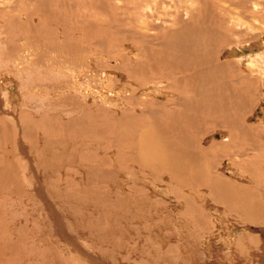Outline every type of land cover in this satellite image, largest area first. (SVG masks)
I'll use <instances>...</instances> for the list:
<instances>
[{
  "label": "rangeland",
  "instance_id": "374dc122",
  "mask_svg": "<svg viewBox=\"0 0 264 264\" xmlns=\"http://www.w3.org/2000/svg\"><path fill=\"white\" fill-rule=\"evenodd\" d=\"M19 1L20 0H0V34L3 36V33L6 32L3 37L4 45L0 47V61L3 60V63H5L8 59L4 58V56L6 53L9 55V61L8 63H5L6 66L3 67L2 70L4 72H10L11 69L15 68L18 72V70L21 69L19 70L21 72L16 73L15 71V73L18 74V76H22V79H19L20 81H23L24 85L22 86L21 84L20 89V95H22V98L19 96L24 102L18 98L20 102L18 101L17 105H15L17 98L14 103H12L13 99L11 100V98H9V104H11V106L15 105V109L19 111L20 114L18 122L19 132L17 133V129L12 124H9V126L6 127L7 129H4V124L2 127L0 123V168L3 167L4 169H7L6 166H8L7 164H9V160L12 159L13 154H16L14 153L16 152V149L14 151L13 148L16 146L15 140L17 136L20 135V129L22 134L26 133L27 130L29 131L30 135H28L30 138H26L25 145L28 146L27 152L30 154V156H28V159H30L31 162L30 167L32 165L33 166L29 168L30 170L32 169L31 171L29 169L26 171L27 168H24L23 173L22 167L20 168L21 171H17L16 169L13 171L11 168V171L14 173L18 172V175H16L18 177L14 176L15 174H12V172L9 174L8 170L6 172L5 170L3 171L0 169V171H2L1 175L5 176V173H7V175L9 174V178L7 177L8 179H4L6 177H2L0 175V178L2 177V180L0 179V215H4L5 217L3 219V217L0 216L2 218L1 220H3L0 221V264H84L82 261L78 262L79 259H77V257L79 258V255L74 251V249L83 254H85V250H90V254H92V256L95 257L96 255L97 259H95L98 261V264H260L261 262L259 263V260L257 259L252 258L249 260L247 254L244 253L241 257H239L236 252L239 248L240 251L242 248H244L245 251H248L247 248L249 246H247L246 242H244L245 237L255 241V245L259 246L264 244V221H260L258 223L251 222V225V223L249 224L250 221L248 223L242 221L243 218L240 217V215L237 216L233 212L232 214H230V212L228 214L227 210L230 209L224 210V206H221L222 208L216 207V210L214 209L212 210L213 212L211 211V228H208V224L203 220L200 221L201 224H192L190 228H184L185 223L183 222L189 221V223H191L193 219L191 220V216H182L181 213L182 209H184V203L181 201L183 200L182 198L181 200L179 199L180 197H193L195 193H197V189L184 188V190L186 189L187 191L182 189L180 190V193H177L179 191L170 177L164 175L161 179L157 180L149 174L147 169H142L143 171H141L140 166L137 164V154H134V151H132L133 149L129 143H124L127 140L135 141L136 138L139 139L137 135L139 134V136H141L140 134L146 130L147 125H149L150 122L156 121V119H159V124L164 126L165 121H161V119L165 117V114L168 113L170 108L175 107L174 104L178 98L176 93L177 90L174 89L173 83L170 82L171 84H167L156 76L154 78V76H151L150 73H148L150 76L147 78L148 81H145V77L139 74V71L143 72L142 68H140V70L137 69L141 53H146L145 51L148 49L155 50V44L157 43V41L155 42L152 40L154 35L153 32L155 33L154 30H150V34L149 32L146 33L149 38H144L145 40L142 39L144 42L142 45L138 41H135V38H133L135 36V30L139 28L140 22L144 19L142 18L143 10L138 9L137 5L135 6V2L132 3L131 0H121L122 2L119 0H83L85 9H83L84 12H79L76 8L80 1L71 0L73 5L72 9H70L68 5L66 7H64V5L61 7V10H67L65 13V20L60 18L59 21L61 24L58 21L56 22V25L52 27V31L54 30V35H56L54 37V35H48V31H46V28L43 26V17L33 14V8L36 1L31 0L29 3L28 0H25V3L21 6H19ZM199 1H202L201 6L204 4L208 5L204 6L205 9L203 6H200L201 10L200 8L198 9V6L196 10L194 8V10L197 11L194 15L197 19L194 17V21L190 20L189 22L194 26V30H197L198 27V31L200 30L201 32L194 31L192 29L193 31L187 33L192 35H185L187 39H192L189 40L192 42V45L188 40L187 43H189L192 47V51H194L193 46L195 47V52L198 55L200 54L199 50L201 51L202 49V56L207 51L210 52L212 49H214L212 51L216 50V52H212L214 56L216 55V58H212V60L215 61L212 62L211 60L210 62L212 63L209 65L211 67H222L223 72L221 73L222 75L219 74V77L222 76L225 80L220 81L223 78H218L219 81L221 83L229 82L227 83L228 85L230 84L229 87L231 88V85H233L237 92L240 90L238 94L241 95L242 93V98L244 97V99L238 97L239 95L236 94L237 96L235 97L238 98L236 99L238 101L240 100L241 103L240 101L237 102L236 99L235 101L233 100L231 105H234L235 109L231 106V109L229 110L232 118L237 120V124H240L237 126L238 128L235 127L236 124L232 127H222L219 124L216 125L215 123L209 125L200 122L198 125L199 127L196 128V130L199 129L201 133L200 138L198 137V146L200 145V148L203 146V148H201L203 150L209 149L212 146L220 149V152H218L219 154L216 157L217 161H215L217 162V173H219L221 177H224V179L229 178L231 183L239 184V186L243 188L249 187L250 189H247L248 192H252L254 195L256 191L258 195L260 193L264 194V123L260 121V119H264V115L262 117L261 114H259L261 111H264V85L260 75L258 74L261 72L259 68L264 70V66H262L264 65V60L261 59L264 55L261 57L257 56L260 54L259 47L257 46L262 45L264 36V0H222L223 2H220V4L222 3L221 6L219 3H214L217 0ZM59 2H62V0L56 1L57 6H54V0H44L42 4L44 8L47 7L58 14L59 12L62 14L63 11L61 12L58 7ZM235 3H237V7L239 6L238 8H234ZM255 3L258 4L255 5ZM259 4H261V6ZM206 7L210 13L207 11ZM219 7H221V9L224 8V10L222 9L223 11L226 9V12H222L221 10L219 12ZM239 8L243 10L240 11ZM235 9L239 10L235 11ZM200 11H205V15ZM198 12L201 13L200 16L198 15ZM207 12L208 19L209 15L212 14L213 16V19L210 16V21L203 19L205 16L207 17ZM227 12L231 15L233 14V17L239 13L236 15L238 19L236 17L232 20L239 21V18H241L244 25L241 20L240 23L243 25H241L242 27H239L238 25L237 27L236 22H231V20H229V22L231 24L233 23V26H230V23L228 22L226 23L225 21L229 19L227 17L229 16V14L227 15ZM74 14H78L80 20L76 24L77 27H75V32L72 28L73 31H71L68 36L69 40L72 41L68 40V42L72 48L70 57L76 53H80V51L83 52L81 53L83 58L75 56L74 59H76V61H85L84 75L87 77L83 76L82 88L84 89V98L78 97V92L74 90L73 79L69 84L67 92L62 93L63 96L60 97L59 94H54L52 90L60 86L63 87L62 84L67 79L65 76L59 77L58 73L56 75L49 69L48 70L51 74H47L49 71L46 69L48 66L50 67L49 64L52 63V60L56 55L54 51L56 41V45H61L60 49H63V46H65V44H63L65 43V36L63 37V35H65L63 30L64 25L61 20L63 22H71V19L72 21L74 20ZM222 17L225 21L222 20ZM198 18H201L204 22H200ZM7 21L10 22L8 23ZM82 21L84 22L82 23ZM200 24H203L204 26L202 27ZM245 24L248 26L247 29L244 28L246 27ZM8 25L10 26V29H14L11 31V33L13 32L12 34L9 32L10 30L8 29ZM234 26H236L237 29H235L236 27L234 28ZM4 27L7 28V31ZM158 28L161 29V26H158ZM166 28H168V26L165 27V30H168ZM173 29L177 28L175 27ZM207 31L210 32V36ZM236 31H241L242 33ZM71 35L73 36L71 37ZM202 37L203 39L206 37L205 41H203ZM213 39L217 41L215 42ZM51 40H53L52 43H50ZM194 41L195 43H193ZM202 42L206 43H204L205 51L203 50L204 46H202ZM254 42H256V46H253V49H250L252 51L241 57L240 54L242 53V49L249 47ZM197 43L201 45L196 47L198 45ZM151 44H153L154 47L151 46ZM219 44L224 46L220 47ZM225 47L229 49L226 50ZM28 48L32 51H27ZM73 48H75V50H73ZM216 48L220 50L225 48L226 52L222 53L223 50L219 51ZM134 50L138 53L135 54V52H133ZM217 51H219V53H217ZM230 51H232L231 53H233L235 57H230V59L234 60L232 63L231 60L227 61L229 57H226L228 56L226 53ZM59 54L61 57L62 54L58 53L56 55V59L59 58V61H61L62 58L59 57ZM217 54L221 55L220 57L218 56L219 59L217 58ZM201 55H199L200 59H202ZM236 57H241V60L237 61ZM36 58L38 60H36ZM44 58L48 60H41ZM259 60L262 62V65ZM48 61L49 63H47ZM250 62H252V64L254 63V66L250 67ZM130 63L131 65H129ZM221 64H223V66H220ZM247 65L249 68L246 67ZM254 67L255 69L252 70ZM23 68L26 70H22ZM43 68H45V70ZM246 68L247 71L245 70ZM75 69L79 70L77 67ZM196 72L197 69L195 70V73ZM20 73L21 75H19ZM62 73H69V71H63ZM140 76L142 78H140ZM24 78L25 80L27 79L26 82ZM159 82H163V84L157 87L158 89L152 88L153 91L151 93L147 92L149 95L151 94L150 96L152 97L148 94L145 95V92H143L145 88H149V85H158ZM115 85L117 87L124 86L127 89L125 94L121 97V101H113L111 96V93H115L112 91L114 89L112 86ZM29 88H31L32 93L28 91ZM71 91L73 92L70 95ZM88 91L92 92V94H89ZM142 92L146 97L142 94ZM28 94H32L33 96ZM102 94H105L108 97L106 99L103 97L101 98ZM56 95L57 97H55ZM69 95L70 97H68ZM165 96L168 97L166 98ZM35 97L39 98V100ZM58 97L60 101L58 100ZM159 97H163L164 99ZM31 99H34L35 101L32 102ZM25 100L27 103L30 102L29 104L32 105H30L31 108L29 105H26ZM36 100H38L37 104L35 103L37 102ZM83 102H85V104H81ZM20 104H22L23 107H21ZM36 105H39V107ZM62 105L73 107L65 110ZM34 109L36 111H34ZM258 114L260 116H258ZM232 128L234 132L232 131ZM2 131L9 135L8 138L7 136H4ZM234 133L235 135H233ZM100 134L105 135L102 137ZM220 134H224L226 138H228L227 141L222 139V136L219 138ZM236 135H238L237 138ZM122 136H125V138ZM11 139H13V142ZM207 140H209V142ZM17 143L22 144L21 138L17 140ZM130 143L134 144V142ZM93 144H95V146ZM123 144H125V146ZM96 145H98V147ZM128 146L131 149L128 148ZM66 152L69 154H66ZM132 154H134V158L131 156ZM60 156L63 157L59 158ZM72 156H74V158ZM69 158H71L70 161ZM6 159L8 161L5 166L4 164ZM26 159L27 158L24 154L25 163ZM98 159L104 161L100 162ZM128 159L129 163L127 162ZM130 161L133 162L130 163ZM24 162L22 161L21 166L27 164ZM105 162L107 165H105ZM228 162L230 167L236 169V173L234 174L235 177L232 175L231 177L228 174V170L224 169L225 164ZM63 163H67V166L64 167ZM91 165L92 167H90ZM124 165L127 168H124ZM97 166L103 167L101 168L102 170L97 168ZM98 169L102 171L103 175ZM110 171L112 172L110 173ZM92 172L95 173L93 174ZM237 172H240L238 173L239 175ZM39 173L41 174L39 175ZM33 174L39 176V181L41 180V183L36 180L37 186H35L34 191H30L31 183L35 182ZM134 174H136V176ZM22 176H25L26 179H23ZM138 176L147 178L142 180L143 178H139ZM16 178L18 179V182L16 180L14 181ZM19 179L21 183L23 182L22 184H20ZM11 180H13L12 182H14V184L11 183ZM136 180H138V182ZM115 181L117 182L115 183ZM1 182H3V185ZM15 182L18 184H15ZM168 182L171 183V185H166L169 184ZM6 183L7 186H5ZM258 183L261 185L256 186ZM29 185L30 187H28ZM156 187L159 188L157 189ZM173 189L177 192H173ZM115 192H118L119 194ZM175 194L180 196L176 195L175 197ZM143 195L146 196L144 197ZM185 195H189V197ZM43 198L45 200H43ZM263 198V196L260 197V200L263 201L262 203H264ZM107 199L109 201H107ZM132 199H136L137 201H140L141 199L142 202L137 203L136 200L133 201ZM143 202L147 203L144 204ZM33 206L35 207L33 208ZM5 207L6 209H3ZM123 210H125L124 213H122ZM162 210L164 212H162ZM170 210L174 212V214H172ZM179 211L181 212L179 213ZM155 212H157V214ZM159 213L161 215H159ZM164 213L168 214L165 215ZM169 213H171V216ZM214 215L216 217H213ZM52 217L55 221H53ZM171 217L174 218L172 219ZM177 217H179V219ZM139 218L141 220H139ZM167 218H169V221ZM56 222L60 223L59 226H61L62 231H55L58 229L56 225H53ZM164 222L166 223L164 224ZM173 222H180L184 225H180V223L173 224ZM192 222H195V220ZM246 223L249 224L250 232L247 229ZM162 225L165 226L164 229ZM166 226L168 228H166ZM156 229L159 230L156 231ZM218 229H222V234L218 232ZM260 230L261 233L259 232ZM176 231H178V233ZM193 233H195V235ZM253 235H255V237H253ZM222 239H226L224 243L222 242ZM227 242L230 246H228ZM237 243L239 246L236 245ZM68 247L70 248L68 249ZM159 247L162 249L160 250ZM215 247L218 249H215ZM3 248L5 249L3 250ZM71 249L73 251H71ZM186 249H188V251ZM231 256H233V258ZM82 257H84L83 261H86L85 255ZM171 257L172 259H169ZM3 259L4 261H2Z\"/></svg>",
  "mask_w": 264,
  "mask_h": 264
},
{
  "label": "bare ground",
  "instance_id": "6f19581e",
  "mask_svg": "<svg viewBox=\"0 0 264 264\" xmlns=\"http://www.w3.org/2000/svg\"><path fill=\"white\" fill-rule=\"evenodd\" d=\"M25 0H20L19 1V6H21L22 4H24ZM35 4H34V8H33V14H36V15H39L41 17H43V21H42V24L43 26L46 28V31H48V35H54L55 34V31L53 30L52 31V27L56 25V22L59 21V19H64L65 20V13L67 10H61V7L64 5V7H66L68 5V7H70V9H72L73 5L71 3V0H62V2H59V9L61 10V12L63 11V13L61 14L59 12V14L57 12H54L52 11V9H48L47 7L44 8L43 7V2L44 0H35ZM53 1V0H52ZM56 1L57 0H54V6L56 5ZM81 3H83V0H79ZM120 2H122L121 0H119ZM132 3L135 2V6L137 5V8L138 9H141L143 10V14H142V18L143 21L140 22V26L138 29L135 30V36L133 38H135L136 40L135 41H138L139 43H142L144 44L143 40L144 38H149L148 35H146V33H148L150 30H154L155 33L153 32V41H157V43L155 44L156 45V49L155 50H152V49H148L147 51H145L147 53H144L143 52L141 53V55L139 56V61L137 64V69L140 70V68H142V71H139L138 73L141 74V76L143 75L145 77V81H148L147 78H149V74H151V76H155L161 80H163L164 82H166L167 84L168 83H173L174 85V89L177 90V101L175 102V107L174 108H170L168 110V113L165 114V119L162 118L161 121H165L164 123V126H162L161 124H159V119L154 122H150L149 125H147L146 127V130L140 134L141 136H139V134L137 135V137H139V139L136 138L135 141H125L124 143H129L130 146L132 147V151H134V154H137L136 156L139 158H137V164L140 166L141 168V171H143L142 169H147L149 174H151L154 178H156L157 180L161 179L164 175L168 176L171 178L172 182H174L176 188L178 189L179 192L174 191L173 192H177V193H180V190H184V188H192V189H197V193H195V195L193 197H189V195H185V196H188L189 198H183V197H178L179 200H181V198L183 200H181L183 203H184V209H182V216H191V220H195V222H192L191 220V223H189V221H186V222H183L185 223V226L184 228H190L192 226V224H201L200 221L203 220L204 222H206L208 224V228H211V224H212V214H211V211L214 210L216 207H221V206H224L223 209L224 210H227V209H230V210H227L228 214L230 212V214L235 213L237 216L240 215V217H242V221L244 222H249V224L252 222V223H258L260 221H264V203H262L263 201L260 200V197H264V194L263 193H260L259 195L255 192V195L252 194V192H248V190L250 189L249 187L247 188H243L241 186H239V184H234V183H231V180L229 181V178L228 179H224V177H221V175L219 173H217V168H216V157L217 155L219 154L218 152H220V149L217 148V147H211L209 149H201L203 148V146L200 148L198 146V141H199V138H200V130L196 128L199 127V123L200 122H203V123H206V124H209V125H212V124H219L220 126L222 127H232V126H235L234 124H236V128H238L237 126L240 125V124H237L236 121L237 120H234L232 118V116L230 115V109H231V106L232 108L234 107V105H231L232 104V101L237 98L235 96L239 95V91L237 92L236 89H234L233 85H231L232 87L230 88L229 85L227 83H221L220 81H224L225 78H223L222 76L219 77V74L222 75L221 73L223 72L222 70V67H211L209 64L214 62L212 60V58H216V55L214 56V54L212 52H216L215 51H212L210 50L205 52V54L202 56L201 54H203L202 49L201 51L199 49V52L201 55V58L200 59V56L195 52V47L193 46L194 48V51H192V47L190 46L189 43H187V40H192L190 38L187 39V37H185V35L187 33H189L190 31H193L194 29V26L192 25V23H190L189 21H194V16L197 11H195L197 9V6H198V9L200 8L201 10V7L205 6V5H208V4H204L201 6V2L199 0H131ZM210 1V0H209ZM213 1V0H212ZM226 1V0H225ZM228 1V0H227ZM251 1V0H249ZM255 1V0H254ZM28 2L30 3L31 0H28ZM79 2V4L77 5V8L76 10L79 11V12H84L83 9L84 8V3L81 4ZM220 2H223L222 0H217L215 1L214 3H219V5L221 6L222 3L220 4ZM213 3V2H212ZM225 3V2H224ZM215 4V6H216ZM230 4V3H229ZM237 3H235V6L234 8L237 7L236 5ZM258 4V3H257ZM255 3V5H257ZM214 5V4H212ZM224 5V4H223ZM226 5H227V2H226ZM261 6V4H259ZM263 5V4H262ZM57 6V5H56ZM123 6V5H122ZM201 6V7H200ZM225 7V6H223ZM228 7V6H227ZM239 7V6H238ZM237 7V8H238ZM241 7V6H240ZM123 8V7H122ZM195 8V10H194ZM213 8V7H212ZM216 8V7H215ZM219 12L220 10L222 12H226V9L225 11L224 8L221 9V7H219ZM68 9V10H70ZM124 9V8H123ZM205 9V7H204ZM207 9V7H206ZM210 9V8H209ZM231 9V8H230ZM240 9V8H239ZM238 9V10H239ZM203 10V9H202ZM214 10V9H213ZM218 10V9H216ZM233 10V9H232ZM235 9V11H238ZM243 9H240V11H242ZM208 11V9H207ZM13 12V10H12ZM75 12V11H74ZM201 12V11H200ZM198 12V15L200 16L201 13L203 12V14L205 13V11H202L201 13ZM209 12V11H208ZM208 12H207V17L205 16L203 19L207 21H210V16L212 17L213 19V16L212 14L209 15V19H208ZM214 12V11H213ZM231 12V11H230ZM233 12V11H232ZM210 13V12H209ZM235 13V12H234ZM214 14V13H213ZM217 14V13H216ZM225 14V13H224ZM229 14V16H227L229 19H227L226 21L223 19V16L222 17V20H224L226 23H230L229 20H231V22H236V26L238 25L239 27H242L244 25V22L241 18H239L243 25L240 23V20H232V19H235L237 16V13L236 15H234V17L227 12V15ZM245 14V13H244ZM67 15V14H66ZM75 15V14H74ZM197 15V16H198ZM205 15V14H204ZM216 16V15H215ZM239 16V15H238ZM242 16V15H241ZM70 17V16H68ZM259 17V16H258ZM219 18V17H218ZM70 19V18H69ZM197 19V17H196ZM195 19V20H196ZM216 19V18H215ZM238 19V17H237ZM247 19V18H246ZM245 19V20H246ZM6 20V19H5ZM38 20V18H37ZM79 15L76 14L74 16V20L72 21L71 19V22H66V21H62L61 22L63 23V30H64V33L65 35H63V37L65 36V46H63V49H60L61 45L58 46L56 45L57 44V41L55 43V54L57 55L58 53H61V57H60V54H59V57L62 58L61 61H59V58L56 59V55L55 57L53 58L52 60V63L49 64L50 67L48 66V68H46L47 70H51V72H53L54 74L57 75V73L59 74V77H66L67 80H65L64 78V82H63V87L60 86V87H57L55 89L52 90V92L54 94H59L60 97L63 96L62 93H66L67 92V89L69 87V84L71 82V80L73 79V84H74V90L76 92H78V97L80 98H84V89L82 88L83 86V76H86L84 75V66H85V61L84 60H77L74 59L75 56L77 57H82V54L83 53L82 51H80V53H76L74 54L72 57H70V54H71V50L72 48L70 47L69 45V34L72 30V28L74 29V32H75V27L76 24L78 23L79 21ZM188 20V21H187ZM198 20L200 22H204V20H201V18H198ZM221 20V19H220ZM219 20V21H220ZM187 21V22H186ZM8 22V21H7ZM10 22V21H9ZM8 22V23H9ZM35 22V21H34ZM84 21H82L83 23ZM223 22V21H222ZM246 22V21H245ZM60 23V21H59ZM61 24V23H60ZM160 24V25H159ZM197 24V23H196ZM248 24V23H247ZM245 24V26L247 25ZM10 25V24H9ZM8 25V29L10 30L9 32L11 33V31H13L14 29H10ZM58 25V24H57ZM161 26V29L158 28V26ZM202 25V27L204 26L203 24H200ZM221 25V24H220ZM242 25V26H241ZM252 25V24H251ZM166 29L168 30H165V27H167ZM230 26H233V23L231 24L230 23ZM234 26V28L236 27ZM237 26V27H238ZM59 27V26H57ZM177 28V29H173V28ZM211 27V26H210ZM222 27V26H221ZM237 27L235 29H237ZM56 28V27H55ZM54 28V29H55ZM212 28V27H211ZM214 28V27H213ZM227 28V27H226ZM244 28H248V26L244 27ZM4 29L6 30L7 28L4 27ZM61 29V28H60ZM81 29V28H79ZM84 29V28H82ZM193 29V30H192ZM229 29V28H227ZM239 29V28H238ZM56 30V29H55ZM241 30V29H239ZM7 31V30H6ZM16 31V30H15ZM85 31V30H84ZM194 31H198V27H197V30L195 29ZM204 31V30H203ZM210 31V30H209ZM207 31L209 33V36H210V32ZM248 31V30H247ZM254 31V30H253ZM23 32V30H22ZM198 32H201L200 30ZM232 32V31H231ZM236 32H240L242 33L241 31H236ZM244 32H245V29H244ZM6 33V32H5ZM3 33V36L0 34V47H2L4 45V41H3V37L5 36ZM13 33V32H12ZM11 33V34H12ZM58 33V32H57ZM151 32H149L150 34ZM193 33V32H191ZM197 33V32H196ZM227 33V32H225ZM235 33V32H234ZM233 33V34H234ZM18 34V33H17ZM195 34V33H194ZM206 34V33H205ZM228 34V33H227ZM236 34V33H235ZM238 34V33H237ZM264 34V33H263ZM187 35H192V34H187ZM199 35V34H197ZM201 35V34H200ZM213 35V33H212ZM224 35V34H223ZM232 35V34H231ZM56 35H54L55 37ZM73 35H71L72 37ZM80 36V35H79ZM79 36H76V37H79ZM202 36H206V35H202ZM226 36V35H225ZM152 37V36H150ZM191 37V36H190ZM194 37V36H192ZM218 37V36H216ZM68 38V39H67ZM84 38V37H83ZM206 38V37H205ZM205 38L203 39V41H205ZM212 38V37H211ZM58 39V37H57ZM197 39V38H196ZM200 39V38H199ZM209 39V38H207ZM228 39V38H227ZM64 40V39H62ZM145 40V39H144ZM210 40V39H209ZM214 40V39H213ZM222 40V39H221ZM231 40V39H230ZM53 40L50 41V43H52ZM60 41V40H59ZM69 41H72V40H69ZM196 41V40H195ZM195 41L193 43H195ZM198 41V39H197ZM196 41V42H197ZM215 41V40H214ZM217 41V40H216ZM215 41V42H216ZM79 42V41H78ZM191 42V41H189ZM213 42V41H212ZM257 42V41H256ZM256 42H254L253 44H251L249 47H246L244 49H242V53L240 54V56L242 57L243 55H247L249 54L252 50L250 49H253V46L255 47L256 46ZM204 43L205 42H202L201 44H203L202 46H204ZM214 43V42H213ZM228 43V42H227ZM87 44V43H86ZM198 44V43H197ZM201 44H198L196 47H198L199 45ZM206 44V43H205ZM207 44L209 45V43L207 42ZM76 45V44H75ZM81 45V44H80ZM79 45V46H80ZM84 45V44H82ZM191 45H192V42H191ZM196 45V44H195ZM215 45V43H214ZM218 45V44H217ZM150 46V45H149ZM151 46H153V44H151ZM219 46L221 47L222 45L219 44ZM224 46V45H223ZM222 46V47H223ZM74 47V46H72ZM83 47V46H82ZM86 47V46H85ZM130 47V46H129ZM137 47V46H136ZM154 47V46H153ZM207 47V46H206ZM210 47V46H208ZM217 47V46H215ZM219 47V48H220ZM228 47V46H227ZM259 47V50H260V54L257 55L259 57L263 56L264 55V36H263V41H262V45L261 46H257ZM84 48V47H83ZM131 48V47H130ZM152 48V47H151ZM226 48V47H225ZM222 49H218L219 51H222V53L226 52V50H228L226 48V50ZM233 48V47H231ZM1 49V48H0ZM33 49V48H32ZM133 49V48H132ZM142 49V48H141ZM147 49V48H146ZM211 49V48H209ZM47 50V49H46ZM73 50H75V48H73ZM137 50V49H136ZM203 50L205 51V46L203 47ZM27 51H32L30 50V48L27 49ZM65 53H63V52ZM131 51V49H130ZM144 51V50H142ZM219 51H217V53H219ZM262 51V53H261ZM8 52V51H7ZM135 52V50L133 51ZM132 52V54H133ZM195 52V53H194ZM232 51L230 52H227L226 54L228 56L226 57H229V60H231V63L234 61L233 59H230L231 58H235L233 53H231ZM138 53L137 51L135 52V54ZM140 53V52H139ZM221 53V54H222ZM33 54V53H32ZM216 54V53H215ZM135 56V55H134ZM133 56V57H134ZM218 56L220 57L221 55L217 54V58ZM253 56V55H252ZM38 57V55H37ZM131 57V56H130ZM241 57H236L237 58V61H240L241 60ZM259 57H256V58H259ZM4 58L8 59L5 63H8L9 61V55L6 53ZM34 58V57H33ZM42 58V57H41ZM47 58V57H46ZM41 59V60H48V59ZM83 58V57H82ZM250 58V57H248ZM46 59V60H45ZM51 59V58H50ZM122 59H123V56H122ZM219 59V58H218ZM251 59V58H250ZM261 59L264 60V57H262ZM260 59V60H261ZM36 60H38L36 58ZM212 60V62H210ZM256 60V59H255ZM258 60V59H257ZM259 60V61H260ZM135 61V60H134ZM226 61V62H227ZM60 62V63H59ZM220 62V61H219ZM225 62V63H226ZM257 62V61H256ZM5 63H3V60L0 61V123H1V126L4 124V129H7L6 127L9 126V124H12L15 126V128L17 129V133L19 132V117H20V114H19V111H17L15 109V105H17V102L19 101L18 98L21 100L22 98V95H20L21 91V84L22 86L23 85V81L21 82L19 78L22 79V76H18V72H21L19 70V68H16V69H19L18 72L14 69H11L10 72H4L2 70L3 67H5ZM24 63V62H23ZM35 63V62H34ZM40 63V62H39ZM38 63V64H39ZM49 63V61L47 62ZM46 63V64H47ZM136 63V62H134ZM141 63H145V64H141ZM261 65H262V62L260 61ZM36 64V63H35ZM37 64V65H38ZM74 64V65H73ZM254 64V63H253ZM252 64V62H250V67L251 66H254ZM264 64V62H263ZM27 65H28V62H27ZM89 65V64H88ZM131 65V63L129 64ZM214 65V63H213ZM227 65V64H226ZM231 65V64H230ZM43 66V65H42ZM74 66V67H73ZM126 66V65H124ZM215 66V65H214ZM217 66V65H216ZM220 66H223V64H221ZM249 66L247 65L246 67L249 68ZM257 66V65H256ZM259 66V65H258ZM264 66V65H262ZM21 67V66H20ZM28 67V66H26ZM31 67V66H30ZM38 67V66H37ZM79 68V70L75 69V68ZM225 67V65H224ZM230 67V66H229ZM24 68H25V65H24ZM22 69V70H26V69ZM39 68V67H38ZM126 68V67H124ZM128 68V66H127ZM259 68V67H258ZM28 69V68H27ZM45 70V68H43ZM91 69V68H90ZM136 69V70H137ZM197 69V72L195 73V70ZM227 69V68H226ZM255 69L252 68V70ZM261 70V72H259L258 74L260 75V78L262 79L263 81V85H264V70L259 68ZM48 70V71H49ZM89 70V69H88ZM228 70V69H227ZM247 71V68L245 69ZM16 71V73H15ZM65 72V71H69V73H62V72ZM131 71V70H130ZM129 71V72H130ZM192 71V73H191ZM47 72V71H45ZM134 72V71H133ZM228 72V71H227ZM7 73V75H6ZM72 73V74H71ZM137 73V72H136ZM47 74H51L50 71L49 73ZM225 74V73H223ZM228 74V73H227ZM21 75V73L19 74ZM24 75V73H23ZM138 75V74H137ZM140 76V78H142ZM225 76V75H224ZM233 76V75H232ZM28 77V76H27ZM58 77V78H59ZM87 77V76H86ZM227 77V76H225ZM246 77V76H245ZM221 79L219 81V79ZM231 78V77H230ZM54 79V78H53ZM227 79V78H226ZM229 79V78H228ZM243 79V78H242ZM247 79V78H246ZM25 80V78H24ZM29 80V79H28ZM150 80V79H149ZM157 80V79H156ZM27 81V79L25 80V82ZM55 81V80H54ZM231 81V80H230ZM10 82V83H9ZM125 82V81H124ZM150 82V81H149ZM239 82V81H238ZM170 83V84H171ZM59 84V83H58ZM161 84H163V82H159V84H155V85H149V88H145V90L143 92H145V95L148 94L147 92H152L153 89H158L157 87H159ZM233 84V83H232ZM243 84V83H242ZM245 84H246V81H245ZM132 85V84H131ZM238 85V83H237ZM243 86V85H242ZM51 87V86H50ZM55 87V86H54ZM73 87V86H72ZM172 87V86H171ZM24 88V87H23ZM22 88V89H23ZM112 88H114L112 91L115 92V93H111V96L113 98V101H121V97L125 94V91L127 90L126 87H121V86H112ZM153 88V89H152ZM236 88V86H235ZM239 88V87H238ZM27 89V88H26ZM49 89V88H48ZM72 89V88H71ZM143 89V87H142ZM240 89V88H239ZM92 90V89H91ZM129 90V89H128ZM141 90V89H140ZM30 93L31 92V88H29ZM26 91V92H28ZM74 91V92H75ZM155 91V90H154ZM236 91V93H235ZM73 91L70 92V95ZM75 92V93H76ZM89 92V91H88ZM128 92V91H127ZM142 92V94H143ZM242 92V91H241ZM240 92V93H241ZM61 93V94H60ZM92 94V92H89V94ZM160 93V92H159ZM164 93V92H163ZM46 94V93H45ZM237 94V95H236ZM27 95V94H26ZM25 95V96H26ZM28 95H32V94H28ZM70 95L68 97H70ZM77 95V94H75ZM137 95V93H136ZM144 95V94H143ZM144 95V96H145ZM149 95V94H148ZM151 95V94H150ZM149 95V96H150ZM169 95V94H168ZM242 93L241 95H239L238 97L242 98ZM21 96V98L19 97ZM33 96V95H32ZM87 96H91V95H87ZM29 97V96H28ZM26 97V98H28ZM39 97V96H37ZM35 97L36 99L39 100V98ZM46 97V95H45ZM57 97V95L55 96ZM72 97V96H71ZM76 97V98H78ZM104 98L106 99L108 96H106L105 94H102L101 95V98ZM146 97V96H145ZM152 97V96H150ZM166 98L168 96H165ZM9 98H11V101L12 103H14L15 99L17 98V101L15 102V105H12L9 104ZM30 98V97H29ZM33 98V97H31ZM75 98V97H74ZM72 98V99H74ZM155 98V97H153ZM161 99H164L163 97H159ZM171 98H172V95H171ZM239 98V99H240ZM25 99V98H24ZM44 99V98H43ZM63 99V98H62ZM71 99V100H72ZM134 99V98H133ZM238 99V98H237ZM236 99L237 102H239L238 100ZM244 99V97L242 98ZM241 99V100H242ZM32 102H34L35 100L34 99H31ZM38 100H36L37 102H35L36 104L38 103ZM41 100V99H40ZM58 100H59V97H58ZM66 100V99H65ZM77 100V99H75ZM74 100V101H75ZM88 100V99H87ZM166 100V99H165ZM164 100V101H165ZM168 100V99H167ZM170 100V99H169ZM23 101V100H21ZM55 101V100H54ZM60 101V100H59ZM20 102V101H19ZM24 102V101H23ZM26 102V100H25ZM42 102V100H41ZM56 102V101H55ZM64 102V101H63ZM167 102V101H166ZM30 103V102H29ZM26 102V105H31ZM35 103H32V104H35ZM57 103V102H56ZM80 103V102H79ZM130 103V102H129ZM165 103V102H164ZM241 103V101H240ZM239 103V104H240ZM243 103V102H242ZM76 104V103H75ZM81 104H85V102L81 103ZM172 104V105H173ZM69 105V104H68ZM152 105V104H151ZM236 105V103H235ZM264 105V104H263ZM262 105V106H263ZM21 107L22 104H20ZM32 106V105H31ZM30 106V108H31ZM37 106V105H36ZM35 106V107H36ZM53 106V105H52ZM56 106V105H55ZM124 106V105H123ZM14 107V108H13ZM39 107V105L37 106ZM62 107L65 109V110H68L70 107H73V106H65V105H62ZM75 107V105H74ZM121 107V106H119ZM34 108V107H33ZM53 108V107H52ZM77 108V107H76ZM262 108V107H261ZM264 108V107H263ZM43 109V108H42ZM50 109V107H49ZM59 109V108H58ZM57 109V110H58ZM63 109V110H64ZM72 109V108H71ZM81 109V108H80ZM235 109V107H234ZM60 110V109H59ZM261 110V109H260ZM34 111H36L34 109ZM151 111V110H150ZM74 112V111H73ZM103 112V110H102ZM58 113V111H57ZM60 113V112H59ZM85 113V112H84ZM151 113V112H150ZM69 114V113H67ZM259 114H261V116L263 117L264 115V111H261ZM258 114V116H260ZM71 115V114H70ZM69 115V116H70ZM75 115V114H74ZM63 116V115H62ZM66 116V115H65ZM257 116V117H258ZM36 118V117H35ZM63 118V117H62ZM203 118V119H202ZM149 120V118H148ZM23 121V120H22ZM52 121V120H51ZM258 121V120H257ZM260 121L262 123H264V119H260ZM259 121V122H260ZM158 122V123H157ZM47 123V122H46ZM239 123V121H238ZM22 126V125H21ZM72 126V125H70ZM74 126V125H73ZM242 127V126H241ZM257 127V126H256ZM259 127V126H258ZM263 127V126H262ZM234 128V127H233ZM233 128H232V131H233ZM243 128V127H242ZM246 129V128H245ZM260 129V128H259ZM231 131V130H230ZM245 131V130H244ZM248 131V130H246ZM251 131V130H250ZM262 131V130H261ZM4 133V136L8 138V134H5L4 131H2ZM234 132V131H233ZM106 133V132H105ZM20 135L17 136L16 140H15V144L16 146H14V151L16 149V154H13L12 156V159L9 160V164H7L8 166H6V163H7V159L5 160V166L7 169H4L3 167L0 168L1 170H5L7 172L8 170V173L10 174V172H12V174L14 173L13 171L16 169L17 171L20 170V168L22 167V173L24 172V168L28 171L30 167V159H28V156H30V154L27 152V148L28 146L25 145V140L26 138H30L29 137V131L27 130L26 133H21V129H20ZM29 134V135H28ZM92 134V133H91ZM105 134H100V136L104 137ZM235 135V133L233 134ZM245 135V134H244ZM263 135V134H262ZM98 136V135H97ZM120 136V135H119ZM221 136L223 137L222 139L226 140L228 138H226V136L224 134H220V137ZM238 135H236V138H237ZM241 136V135H240ZM107 137V136H105ZM123 137V136H122ZM199 137V138H198ZM228 137V136H227ZM264 137V135H263ZM21 138V143H17V140ZM108 138V137H107ZM115 138V137H114ZM125 138V136L123 137ZM235 138V140H236ZM242 138V137H241ZM240 138V139H241ZM106 139V138H104ZM218 139V138H217ZM245 139V138H243ZM9 140V139H8ZM12 142H13V139H11ZM29 140V139H28ZM247 140V139H246ZM113 141V140H112ZM209 142V140H207ZM130 142H134V144H131ZM105 143V142H104ZM71 144V143H70ZM108 144V143H107ZM125 144H123L125 146ZM214 144V143H213ZM233 144V143H232ZM95 146V144H93ZM230 145V144H229ZM234 145V144H233ZM236 145V144H235ZM240 145V144H239ZM251 145V144H250ZM255 145V144H254ZM253 145V147H254ZM263 145V144H262ZM27 146V147H26ZM70 146V145H69ZM68 146V147H69ZM98 147V145H96ZM227 146V145H226ZM103 147V146H101ZM230 147V146H229ZM256 147V145H255ZM65 148V147H64ZM128 148H130L128 146ZM227 148V147H226ZM127 149V148H126ZM124 149V150H126ZM131 149V148H130ZM222 149V148H221ZM234 149V148H233ZM232 149V150H233ZM237 149V148H236ZM255 149V148H254ZM76 150V149H75ZM105 150V149H104ZM123 150V152H124ZM231 150V149H230ZM26 151V152H25ZM101 151V150H100ZM25 152V153H24ZM248 152V151H247ZM68 152H66L67 154ZM132 153V152H131ZM229 153V152H228ZM233 153V152H232ZM24 154H25V157L27 158L26 159V163L24 162ZM69 154V153H68ZM134 154H132L131 156L134 158ZM231 154V153H229ZM261 154V153H260ZM72 155V154H71ZM105 155V154H103ZM233 155V154H232ZM75 156V155H74ZM74 156H72L74 158ZM83 156V155H82ZM97 156V154H96ZM121 156V155H120ZM125 156V155H123ZM122 156V157H123ZM128 156V155H127ZM63 156H60L59 158H61ZM93 157V156H92ZM104 157V156H103ZM242 157V156H241ZM78 158V157H76ZM90 158V157H89ZM64 159V158H63ZM71 158H69V161H70ZM94 159V157H93ZM49 160V159H48ZM78 160V159H76ZM84 160V159H83ZM100 160V162H103L101 159H98ZM121 160V159H120ZM216 160V161H215ZM22 161L26 164V165H22ZM52 161V160H51ZM62 161V160H60ZM81 161V160H80ZM95 161V159H94ZM45 162V161H44ZM50 162V161H49ZM129 163V159L127 161ZM133 162V161H130V163ZM40 163V162H39ZM71 163V162H70ZM73 163V162H72ZM92 163V162H91ZM96 163V162H95ZM106 163V162H105ZM122 163V162H121ZM126 163V162H125ZM64 167H66L67 163H63ZM112 164V163H111ZM133 164V163H132ZM2 165V166H4ZM72 165V164H71ZM107 165V163L105 164ZM24 166V167H23ZM62 166V167H63ZM75 166V165H73ZM110 166V165H109ZM123 166V165H122ZM1 167V166H0ZM52 167V166H51ZM63 167V168H64ZM92 167V165L90 166ZM108 167V166H107ZM11 168L13 171H11ZM61 168V169H63ZM88 168V167H87ZM94 168V167H93ZM97 168H103V167H98ZM124 168H127L125 165H124ZM10 169V170H9ZM91 169V168H90ZM123 169V168H122ZM129 169V168H128ZM225 170H228V174L233 177L234 174L236 173V169H234L233 167H230V164L229 162L225 164V167H224ZM30 170V169H29ZM32 170V169H31ZM30 170V171H31ZM99 170V169H98ZM102 170V169H101ZM100 171V173H102V171ZM131 170V169H129ZM253 170V169H252ZM21 171V170H20ZM106 172V171H105ZM112 171H110L111 173ZM219 172V171H218ZM2 171H0V175H1ZM5 173V172H4ZM3 173V174H4ZM18 172H15L14 176L18 175L17 174ZM21 173V174H22ZM59 173V172H58ZM93 173V172H92ZM95 173V172H94ZM93 173V174H94ZM109 173V172H108ZM130 173V172H129ZM135 173V172H134ZM137 173V172H136ZM240 173V172H237V174ZM9 174L7 175V173H5L3 175H1L2 177H6L4 179H8L9 177ZM26 174V173H24ZM35 174H38V173H35ZM41 173H39L40 175ZM125 174V173H124ZM127 174V173H126ZM147 174V173H146ZM222 174V173H221ZM236 174V175H237ZM243 174V173H242ZM34 175V174H33ZM45 175V174H44ZM60 175V174H59ZM98 175V174H97ZM103 175V173H102ZM121 175V174H119ZM136 176V174H134ZM139 175V174H138ZM150 175V176H151ZM239 175V174H238ZM237 175V176H238ZM27 176V175H26ZM62 176V175H61ZM94 176V175H93ZM105 176V175H104ZM127 176V175H126ZM132 176V175H131ZM149 176V175H148ZM165 176V177H166ZM231 176V177H232ZM243 176V175H242ZM2 177L0 178L2 180ZM8 177V178H7ZM12 177V176H11ZM18 177V176H16ZM21 177V175H20ZM23 179H26L25 176H22ZM43 177V176H42ZM47 177V176H46ZM96 177V176H95ZM117 177V176H116ZM139 178H143L142 180L146 179L144 177H140L138 176ZM152 177V178H153ZM41 178V177H40ZM48 178V177H47ZM60 178V177H58ZM99 178V177H98ZM138 178V179H139ZM3 179V180H4ZM42 179V178H41ZM49 179V178H48ZM47 179V180H48ZM97 179V178H96ZM125 179V178H124ZM123 179V180H124ZM136 179V178H135ZM238 179V178H237ZM17 181L18 182V179H14V181ZM22 180V179H21ZM36 180L39 181V176L38 175H34V183H31V187L30 185L28 187L31 188L30 191H34V188L36 185ZM128 180V179H127ZM155 180V179H154ZM13 180H11V183L14 184V182H12ZM25 181V180H24ZM41 181V180H40ZM39 181V182H40ZM113 181V180H112ZM134 181V180H133ZM138 182V180H136ZM135 181V182H136ZM166 181V180H165ZM19 182H20V179H19ZM47 182V181H46ZM117 181H115L116 183ZM125 182V181H124ZM129 182V181H128ZM131 182V181H130ZM143 182V181H141ZM146 182V181H145ZM153 182V181H152ZM157 182V181H156ZM155 182V183H156ZM164 182V181H163ZM2 185H3V182H1ZM9 183V182H7ZM7 183L5 184V186H7ZM23 183V182H22ZM20 182V184H22ZM41 183V182H40ZM159 183V181H158ZM169 183V182H168ZM245 183V182H244ZM15 184H18L15 182ZM119 184V183H117ZM124 184V183H123ZM136 184V183H135ZM138 184V183H137ZM151 184V183H150ZM153 184V183H152ZM162 184V183H160ZM159 184V185H160ZM173 184V185H174ZM262 184H263V181H262ZM10 185V184H9ZM127 185V184H126ZM163 185V184H162ZM166 185H171V183L169 184H166ZM261 184L258 183L256 184V186H260ZM109 186V185H108ZM125 186V185H124ZM135 186V185H134ZM138 186V185H137ZM174 186V187H175ZM112 187V186H111ZM131 187V186H130ZM162 187V186H161ZM164 187V186H163ZM113 188V187H112ZM116 188V187H115ZM114 188V189H115ZM121 188V187H120ZM128 188V187H127ZM145 188V187H144ZM148 188V187H147ZM157 188V187H156ZM159 188V187H158ZM157 188V189H158ZM252 188V187H251ZM2 189V188H1ZM38 189V188H37ZM36 189V191H37ZM130 189V188H129ZM132 189V188H131ZM156 189V190H157ZM248 189V190H247ZM255 189V188H254ZM259 189V187H258ZM151 190V189H150ZM155 190V191H156ZM171 190V189H170ZM205 190V191H204ZM256 190V189H255ZM29 191V190H28ZM29 191V192H30ZM133 191V190H131ZM160 191V190H159ZM184 191H187L186 189ZM130 192V191H129ZM135 192V191H134ZM151 192V191H149ZM148 192V194H149ZM194 192V191H193ZM38 193V191H37ZM90 193V192H89ZM115 193H118V192H115ZM133 193V192H132ZM131 193V194H132ZM157 193V192H156ZM189 193V192H188ZM4 194V193H3ZM110 194H113V193H110ZM119 194V193H118ZM152 194V193H151ZM155 194V193H154ZM187 194V192H186ZM192 194V193H190ZM173 195V194H172ZM177 194H175V197H176ZM183 195V194H182ZM181 195V196H182ZM33 196H34V192H33ZM38 196V195H37ZM104 196V195H102ZM130 196V195H129ZM141 196V195H140ZM144 196V195H143ZM146 196V195H145ZM144 196V197H145ZM177 196H180V195H177ZM36 197V195H35ZM115 197V196H114ZM131 197V196H130ZM135 197V196H133ZM138 197V196H137ZM148 197V196H147ZM170 197V196H169ZM174 197V196H173ZM259 197V198H258ZM107 198V197H106ZM110 198V197H109ZM141 198V197H140ZM152 198H155V197H152ZM104 199V198H103ZM114 199V198H113ZM117 199V198H116ZM122 199V198H121ZM130 199V198H129ZM128 199V201H129ZM142 199V198H141ZM140 199V201L134 199L138 202H142V200ZM157 199V198H156ZM175 199V198H174ZM264 199V198H263ZM43 200H45L43 198ZM119 200V199H118ZM116 200V201H118ZM133 200V199H132ZM133 200V201H134ZM150 200V199H149ZM170 200V199H169ZM6 201V200H5ZM39 201V200H38ZM107 201H109L107 199ZM106 202V201H105ZM149 202V201H147ZM145 202V203H147ZM170 202V201H168ZM177 202V200H176ZM180 202V201H178ZM181 202V203H182ZM42 203V202H41ZM114 203V202H113ZM118 203H121V202H118ZM133 203V202H132ZM144 203V202H143ZM144 203V204H145ZM150 203V202H149ZM154 203V202H152ZM2 204V203H1ZM45 204V203H44ZM165 204V203H164ZM175 204V203H173ZM172 204V205H173ZM179 204V203H178ZM41 205V204H40ZM102 205V204H101ZM118 205V204H117ZM130 205V204H129ZM158 205V204H156ZM43 206V205H42ZM133 206V205H132ZM136 206V205H135ZM154 206V205H153ZM4 207V206H3ZM35 206H33L34 208ZM40 207V206H39ZM113 207V206H112ZM167 207V206H166ZM177 207V206H176ZM103 208V207H102ZM129 208V207H128ZM142 208H143V204H142ZM158 208V207H157ZM222 208V207H221ZM3 209H6L3 208ZM43 209V208H41ZM46 209V208H45ZM53 209V208H52ZM119 209V208H118ZM124 209V208H123ZM130 209V208H129ZM140 209V208H139ZM149 209V208H148ZM171 209L173 210V208L171 207ZM154 210H157V209H154ZM168 210V209H167ZM174 210H175V207H174ZM177 210V209H176ZM216 210V209H215ZM40 211V209H39ZM125 210H123L122 213H124ZM150 211V210H149ZM169 211V210H168ZM167 211V212H168ZM220 211V210H219ZM6 212V211H5ZM36 212V211H35ZM46 212V211H45ZM114 212V211H113ZM134 212V211H133ZM162 212H164L162 210ZM170 212H172L170 210ZM181 211H179L180 213ZM213 212V211H212ZM51 213V212H50ZM145 213V212H144ZM149 213V212H148ZM151 213V212H150ZM157 214V212H155ZM46 214V213H45ZM147 214V213H146ZM165 214V213H164ZM168 213H166L165 215H167ZM170 216H171V213H169ZM172 214H174V212H172ZM125 215V214H124ZM148 215V214H147ZM159 215H161L159 213ZM180 215V214H179ZM222 215V214H221ZM3 217V219L5 218L4 215H0ZM134 216H135V213H134ZM133 216V218H134ZM141 216V215H140ZM145 216V215H144ZM144 216H142L143 218H145ZM149 216V215H148ZM158 216V215H157ZM169 216V217H170ZM138 217V216H137ZM165 217V216H164ZM175 217V216H174ZM173 217V218H174ZM213 217H216L215 215ZM158 218V217H157ZM162 218V217H161ZM172 218V217H171ZM172 218V219H173ZM179 219V217H177ZM222 218V217H221ZM2 218L0 217V221H3L1 220ZM50 219V218H49ZM53 221L54 218L52 217ZM153 219H154V216H153ZM164 219V218H163ZM169 218H167L168 220ZM170 219V220H172ZM176 219V218H175ZM51 220V219H50ZM139 220H141L139 218ZM166 220V221H167ZM177 220V219H176ZM182 220V219H181ZM218 220V219H216ZM57 221V220H56ZM152 221V220H150ZM161 221V219H160ZM169 221V220H168ZM178 221V220H177ZM199 223H198V222ZM224 221V220H223ZM59 222V221H58ZM140 222V221H139ZM158 222V221H157ZM156 222V223H157ZM181 222V221H180ZM179 222V223H180ZM151 223V222H150ZM166 222H164L165 224ZM171 223V222H170ZM178 222H173V224H179ZM183 223H180V225H184ZM246 223V224H247ZM251 223V225H252ZM60 223H55L53 225H56V227H58L57 230H55L56 232H59V231H62L61 229V226H59ZM141 224V223H140ZM155 224V223H154ZM245 224V223H244ZM249 224H247V229L249 231L250 227H249ZM109 225V224H108ZM172 225V224H171ZM254 225V224H253ZM261 225V224H259ZM163 226V225H162ZM187 226V227H186ZM158 227V226H157ZM165 226H163V229H164ZM182 227V226H181ZM180 227V228H181ZM215 227V226H214ZM213 227V229L216 231V229ZM156 228V227H154ZM166 228H168L166 226ZM218 228V227H217ZM55 229V227H54ZM143 229V228H142ZM176 229V228H175ZM182 229V228H181ZM66 230V229H65ZM159 230V229H158ZM156 229V231H158ZM184 230V229H183ZM199 230V229H198ZM219 233L222 234V229H218ZM235 230V229H234ZM246 230V229H245ZM190 231V230H189ZM195 231V230H194ZM247 231V230H246ZM178 233V231H176ZM193 232V231H192ZM250 232V231H249ZM261 233V230L259 231ZM68 233V232H67ZM144 233V232H142ZM159 233V232H158ZM195 235V233H193ZM258 234V233H257ZM63 235V234H62ZM65 236H67L66 234H64ZM170 235V234H169ZM177 235V234H176ZM184 235V234H183ZM259 235V234H258ZM257 235V236H258ZM191 236V235H190ZM225 236V235H223ZM181 237V236H180ZM195 237V236H194ZM253 237H255V235H253ZM67 238V237H66ZM192 238V237H191ZM218 238V237H217ZM157 239V238H156ZM245 237V241L246 242V245L249 246L247 248L248 251H245L244 248L241 249L240 251V248L237 250V255L239 257H241L244 254H247L248 256V259L251 260L252 258H255L257 260H259L258 262L260 264H264V250H263V247H264V244L263 245H255V241L251 240V239H247ZM66 240V239H65ZM191 240V239H190ZM226 239H222V242L224 243ZM230 240V239H229ZM206 241V240H205ZM235 242H237L236 240H234ZM240 241V240H239ZM257 241V240H256ZM65 243V242H64ZM205 243V242H204ZM147 244V242H146ZM209 244V243H208ZM217 244V243H216ZM228 244V242H227ZM245 244V243H244ZM253 244V245H252ZM68 245V244H67ZM161 245V244H160ZM207 245V244H205ZM224 245V244H223ZM236 245L239 246V244L237 243ZM70 246V245H69ZM167 246V245H166ZM203 246V245H202ZM208 246V245H207ZM228 246H230L228 244ZM3 247V246H2ZM9 247V246H8ZM75 247V246H74ZM188 247V246H187ZM192 247V246H191ZM242 247V246H241ZM70 247H68L69 249ZM228 248V247H227ZM1 249V247H0ZM5 248H3L4 250ZM160 249V247H159ZM162 249V248H161ZM160 249V250H161ZM205 249V248H204ZM215 249H218L215 247ZM214 249V250H215ZM230 249V248H229ZM228 249V250H229ZM232 249V248H231ZM7 250V249H6ZM188 251V249H186ZM244 250V251H243ZM71 251H73L71 249ZM74 251L79 255V258L77 257L78 262H83L84 264H86L87 262L89 264H98L97 262V258H96V255L95 257L92 256V254H90V250L88 251L85 250V254L81 253V252H78L76 251V249H74ZM194 251V250H193ZM216 251V250H215ZM164 252V251H163ZM162 252V253H163ZM192 252V251H191ZM195 252V251H194ZM233 252V251H232ZM241 252V253H240ZM262 252V254H261ZM1 253V252H0ZM166 253V252H165ZM182 253V252H180ZM190 253V252H189ZM196 253V252H195ZM222 253V252H221ZM235 253V254H236ZM76 254V255H77ZM176 254V253H175ZM183 254V253H182ZM234 254V252H233ZM241 254V255H240ZM85 255V260L87 261H83V258L82 256ZM230 255H231V252H230ZM182 256V255H181ZM256 256V257H255ZM169 257V256H168ZM225 257V256H224ZM233 258V256H231ZM1 258V256H0ZM96 258V259H95ZM101 259V258H100ZM103 259V258H102ZM159 259V258H158ZM169 259H172L169 258ZM182 259V258H181ZM99 260V259H98ZM218 260V259H216ZM225 260V259H224ZM4 261V259L2 260ZM168 261V260H167ZM156 262H159V261H156ZM254 262V261H253ZM7 263V262H6ZM87 263V264H88ZM162 263V262H161ZM167 264V263H166ZM171 264V263H170Z\"/></svg>",
  "mask_w": 264,
  "mask_h": 264
}]
</instances>
